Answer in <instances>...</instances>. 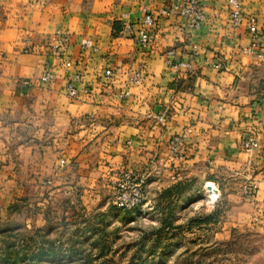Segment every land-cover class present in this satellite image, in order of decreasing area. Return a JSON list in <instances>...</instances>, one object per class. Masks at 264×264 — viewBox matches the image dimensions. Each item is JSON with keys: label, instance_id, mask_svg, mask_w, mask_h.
I'll return each mask as SVG.
<instances>
[{"label": "crops", "instance_id": "0c3cea01", "mask_svg": "<svg viewBox=\"0 0 264 264\" xmlns=\"http://www.w3.org/2000/svg\"><path fill=\"white\" fill-rule=\"evenodd\" d=\"M177 2L0 0V200L28 194L48 204L76 185L99 205L112 180L133 170L149 175L145 208L154 187L199 176L228 200L235 225L264 224V57L241 53L251 34L232 26L227 0H201L205 19L192 33L186 17L161 15ZM254 10L244 8L264 34V12ZM147 13L156 23L140 48L124 26L138 30ZM60 31L70 34L64 58L49 46ZM169 61L190 63L192 72ZM111 67L116 75L106 81ZM46 70L55 76L50 85L21 84ZM76 71L85 81L72 98L66 87ZM137 73L139 86L131 82ZM248 135L260 145L249 153ZM251 184L257 190L247 197Z\"/></svg>", "mask_w": 264, "mask_h": 264}, {"label": "rangeland", "instance_id": "374dc122", "mask_svg": "<svg viewBox=\"0 0 264 264\" xmlns=\"http://www.w3.org/2000/svg\"><path fill=\"white\" fill-rule=\"evenodd\" d=\"M241 1L248 12L264 5ZM200 179L154 187L149 205L135 211L117 209L108 189L99 205L87 203L76 185L48 204L43 196L7 197L0 264H264V224L235 225L228 200Z\"/></svg>", "mask_w": 264, "mask_h": 264}, {"label": "built area", "instance_id": "2783aa9c", "mask_svg": "<svg viewBox=\"0 0 264 264\" xmlns=\"http://www.w3.org/2000/svg\"><path fill=\"white\" fill-rule=\"evenodd\" d=\"M227 6L229 11V19L234 28H240L246 26L251 34V44L248 47L241 49V53L244 55L253 54L257 58H263V45H262V32L259 28L257 18L253 15H248L244 12L243 4L241 0H227ZM166 16L179 15L187 18V32L192 33L200 29L204 22L205 16L201 5V0H187L186 2H177L163 11ZM155 19L151 14L144 16L141 27L134 31L130 24H125L124 29L127 33H130L135 40L136 45L140 48H147L150 45L151 37L150 30L155 26ZM68 31H60L55 39L50 43V47L53 49L57 58H64L68 45ZM32 49H26L25 52L29 53ZM67 69L73 68V61H67L64 63ZM168 65L176 70L182 69L187 72H192V65L190 63H173L168 62ZM216 69H220L221 64L217 63L214 66ZM116 75L114 69L108 68L104 71V78L106 81H111ZM55 79L54 74L50 70H46L35 81L33 79H23L21 84L25 87H31L35 82L41 85L48 86ZM141 73H137L131 78V82L134 85L139 86L142 83ZM85 76L81 71H76L69 79L66 87L68 95L72 98H76L80 91L79 84L84 83ZM82 92L85 95H91L92 90L89 87H84ZM130 96V91H124L120 98H126ZM192 134V129H187L184 133L174 137L171 145L172 151H177L178 147L184 143L188 137ZM260 147L258 141L251 135L246 136L242 140V148L245 152H252ZM149 181V175L147 173L137 172L133 170L123 171L116 176L111 182V195L114 206L122 211H135L142 208L145 203L146 188ZM257 190L256 184H251L246 191L247 197H251ZM212 194L214 191H211ZM208 194L209 190H208Z\"/></svg>", "mask_w": 264, "mask_h": 264}, {"label": "bare ground", "instance_id": "6f19581e", "mask_svg": "<svg viewBox=\"0 0 264 264\" xmlns=\"http://www.w3.org/2000/svg\"><path fill=\"white\" fill-rule=\"evenodd\" d=\"M206 189L209 190V191H212V189H213V185L209 184V186H207Z\"/></svg>", "mask_w": 264, "mask_h": 264}]
</instances>
